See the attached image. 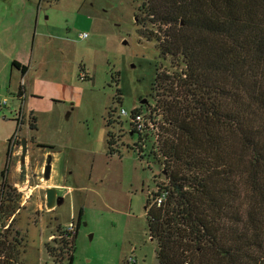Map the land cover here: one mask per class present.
<instances>
[{
    "label": "trees",
    "instance_id": "obj_1",
    "mask_svg": "<svg viewBox=\"0 0 264 264\" xmlns=\"http://www.w3.org/2000/svg\"><path fill=\"white\" fill-rule=\"evenodd\" d=\"M136 18L151 24L149 35L138 33L157 42L159 59H171L156 67L154 104L132 112L143 111L151 127L132 130L138 143L130 149L141 159L147 135L156 136L149 155L165 172L145 206L157 264H264V0H142ZM79 69V80L91 79ZM112 116L108 127L120 124ZM29 126L36 129L35 118ZM106 143L110 158L119 154L111 131ZM1 203L0 213L10 211ZM69 235L56 263L73 262L76 233ZM17 262L13 243L1 240L0 264Z\"/></svg>",
    "mask_w": 264,
    "mask_h": 264
},
{
    "label": "rangeland",
    "instance_id": "obj_2",
    "mask_svg": "<svg viewBox=\"0 0 264 264\" xmlns=\"http://www.w3.org/2000/svg\"><path fill=\"white\" fill-rule=\"evenodd\" d=\"M24 1L34 9L39 0ZM17 3L18 0L10 3L0 0V21L8 6L11 8ZM141 3L142 0L42 2L39 31L47 26V33L56 32L59 48L54 49L48 39L36 48L32 62L40 64L42 72L50 76L72 77V93L66 98L64 91L58 93L56 85H51L49 95L34 101L52 111L36 114L39 122L35 130H21L22 135L53 150L39 148L30 141L22 163L19 133L17 146L11 151L12 158L5 164L6 151L0 145V184L6 165L7 180L3 190L10 192L13 198L8 202L10 197L0 195L1 204H10V211L0 213V241L13 243L17 264H66V260L58 263L53 260L66 258L59 236L72 222L76 225L72 264H122L126 261L157 264L156 243L149 235L145 206L149 193L157 190L155 180L164 182L165 172L149 155L156 136L147 135L151 142L143 143L141 159L136 149H130L138 143L130 121L135 108L146 111L154 104L150 93L156 67L159 62L168 67L171 59H159L157 42L139 35L138 31L151 28V24H147L145 30L138 24L140 19H135ZM18 6L23 7L19 3ZM48 25H56L55 30ZM146 34L149 35L148 31ZM3 54L1 49L0 81L5 85L0 83V102L5 101L6 105L0 110V118L7 119L20 103L15 90L8 89L9 84L17 85V82L14 71L13 78L10 77L5 63L8 56ZM79 65L84 66L90 80H79L78 75L83 74ZM113 76L115 79L117 76L118 83L113 81ZM117 89L121 92L120 103L115 99ZM60 96L62 98H58ZM142 99L146 100L145 104L140 103ZM120 109L128 114L119 118V125L112 123L108 127L109 114L117 121ZM158 118L162 121L160 115ZM108 131L113 133L114 139L116 136L119 145V154L111 158L107 155ZM48 160L50 172L45 179ZM48 188L56 189L63 204L47 208L45 192ZM47 248L53 250L52 255Z\"/></svg>",
    "mask_w": 264,
    "mask_h": 264
},
{
    "label": "crops",
    "instance_id": "obj_3",
    "mask_svg": "<svg viewBox=\"0 0 264 264\" xmlns=\"http://www.w3.org/2000/svg\"><path fill=\"white\" fill-rule=\"evenodd\" d=\"M12 0H7L8 3H10ZM43 0H39L38 4L36 5V8L33 9L32 6H28L26 1L24 0H18V3L21 6L17 5L13 6L11 5V8L8 6L3 18L0 21V50L2 49L4 51L3 55L8 56V59L5 61L7 67L10 71V77L13 78L12 72L14 71V79L17 82V85H8V89L12 88L15 90V97L17 100H19V108L22 107L25 113V119L29 116L35 118L36 120V128L38 125V117L36 114H46L50 113L52 109L50 108H42L39 106L38 102H35L34 99H42L44 96L49 95L50 93V86L56 85L58 88V93H62L61 91L65 92L64 96H67L66 98H69L72 93V77H68L66 75H63L61 77H55L53 75H48L46 72H42L40 68V64H36V62H32V59L36 58V48H40L43 43L47 42L49 44H52L53 48L58 50V37L57 33L53 31H49L48 33L45 31L47 26L45 27V30L40 32L39 30V18L38 14L43 9L42 7ZM29 3H32L29 1ZM14 8V9H13ZM6 9V8H5ZM36 9V11H34ZM10 12L12 13V19H10ZM36 12V14L34 13ZM21 13V14H20ZM45 20L49 21L47 17H45ZM56 26V25H55ZM55 26L48 25L49 29L55 30ZM40 32V34H39ZM43 32H46V34H42ZM38 35L41 36V39H38ZM43 36V37H42ZM46 37V38H45ZM37 38V40H36ZM43 38H45L43 40ZM67 43L71 45L66 39ZM32 52H31V51ZM15 61L19 63L21 66H25L26 72L24 75L21 74V71L19 69H14L12 67V62ZM55 67L53 66L52 70L55 72ZM52 72V71H51ZM19 74V79H18ZM79 76V75H78ZM79 78V77H78ZM18 79V80H17ZM24 81V91L21 97L18 95V91L20 88L21 81ZM0 83L4 86V81H0ZM0 88H2L0 86ZM58 98H62L61 96ZM65 98V97H64ZM17 108L15 109V111ZM12 112L9 113V115ZM15 113V112H14ZM14 113H12L11 118H0V145H3L4 151H6V163L9 164L11 156L12 149L8 148L7 143L13 137L15 134L19 135L21 134V130L23 128L27 129L28 131H31V127L29 124H27V120L23 122V124L20 126L17 125L16 120L14 119ZM20 126V127H18ZM21 138H25L29 143L32 141L33 138H28L26 135H20ZM33 142V141H32ZM39 145L40 143H37L36 140L33 142ZM42 145V144H41ZM40 148V147H39ZM44 149V148H43ZM14 150V149H13ZM47 150V149H45ZM53 150V149H52ZM7 169L8 166L5 165L4 169ZM6 171V174H7ZM5 178L2 179L1 183L3 181H6V175ZM1 185V184H0ZM53 187V186H52ZM29 199V198H28Z\"/></svg>",
    "mask_w": 264,
    "mask_h": 264
},
{
    "label": "built area",
    "instance_id": "obj_4",
    "mask_svg": "<svg viewBox=\"0 0 264 264\" xmlns=\"http://www.w3.org/2000/svg\"><path fill=\"white\" fill-rule=\"evenodd\" d=\"M86 36V34H84V37ZM21 86H24V81H21ZM22 96V95H21ZM19 96V97H21ZM6 105L5 101L0 102V110ZM118 116H126L128 113L124 110V109H120L118 112ZM145 113L143 112H139V113H131V130H135L136 132H141L143 129H145V126L147 125L149 128L151 127L150 123L148 120H145ZM14 119L17 122V125L19 124L20 126L23 124L24 120H25V113L24 110L21 108L17 109L14 113ZM26 120L29 124L30 118L29 116L26 117ZM18 126V127H20ZM17 140V134H15L13 137H11V139L9 140V142L7 143V146L12 149L15 141ZM164 198V194H162L158 199H157V203H160L162 201V199ZM66 234H70L71 236L75 234V226L73 223H69L66 228H64V232L61 231V235L59 236L60 239L62 237H65ZM69 235V236H70ZM130 263V261H128Z\"/></svg>",
    "mask_w": 264,
    "mask_h": 264
},
{
    "label": "water",
    "instance_id": "obj_5",
    "mask_svg": "<svg viewBox=\"0 0 264 264\" xmlns=\"http://www.w3.org/2000/svg\"><path fill=\"white\" fill-rule=\"evenodd\" d=\"M141 104H145L146 100L142 99L140 101ZM21 148H22V155L23 157L26 155V150H27V141L25 139L21 140ZM49 172H50V160H48L47 164L45 165L44 168V178L48 179L49 178ZM56 189L54 188H48L45 192V198H46V206L47 208H52L54 205V198L56 195ZM62 200V199H61ZM59 199L56 201V206L59 205Z\"/></svg>",
    "mask_w": 264,
    "mask_h": 264
},
{
    "label": "flooded vegetation",
    "instance_id": "obj_6",
    "mask_svg": "<svg viewBox=\"0 0 264 264\" xmlns=\"http://www.w3.org/2000/svg\"><path fill=\"white\" fill-rule=\"evenodd\" d=\"M17 139H18V135H17ZM25 139V138H24ZM26 140V139H25ZM27 141V140H26ZM18 143V142H17ZM19 143H20V141H19ZM28 141H27V146H28ZM17 146V144L15 143L14 144V146H13V149L15 148ZM12 149V150H13ZM26 153H27V150H26ZM21 162L22 163H24L25 162V156L23 157V155H22V157H21ZM3 189L1 188V190H0V195H2L3 193H4V191H2ZM0 197H2V196H0ZM59 199V205H61V204H63V202H64V200H61L59 197H58V195H57V193H56V195H55V198H54V205L56 206V201ZM58 205V206H59ZM73 223V222H72ZM78 223H80V217H78ZM74 224V223H73ZM74 226H75V233H76V225L74 224ZM58 233H60V231L58 232Z\"/></svg>",
    "mask_w": 264,
    "mask_h": 264
},
{
    "label": "clouds",
    "instance_id": "obj_7",
    "mask_svg": "<svg viewBox=\"0 0 264 264\" xmlns=\"http://www.w3.org/2000/svg\"><path fill=\"white\" fill-rule=\"evenodd\" d=\"M9 148V147H8Z\"/></svg>",
    "mask_w": 264,
    "mask_h": 264
}]
</instances>
